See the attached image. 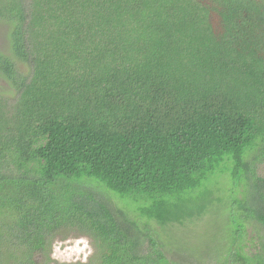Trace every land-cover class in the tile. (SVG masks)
<instances>
[{
    "label": "trees",
    "instance_id": "trees-1",
    "mask_svg": "<svg viewBox=\"0 0 264 264\" xmlns=\"http://www.w3.org/2000/svg\"><path fill=\"white\" fill-rule=\"evenodd\" d=\"M0 25V264H264V0H0ZM219 209L203 252L152 228ZM69 233L85 262L51 259Z\"/></svg>",
    "mask_w": 264,
    "mask_h": 264
},
{
    "label": "rangeland",
    "instance_id": "rangeland-1",
    "mask_svg": "<svg viewBox=\"0 0 264 264\" xmlns=\"http://www.w3.org/2000/svg\"><path fill=\"white\" fill-rule=\"evenodd\" d=\"M7 46L6 27L0 25V52H5ZM0 90H7L6 83L1 79ZM257 172L264 177V164L258 165ZM214 181L215 195L218 197L228 195L231 185L227 177L222 175L215 178ZM131 200L132 198H126L122 201V204L124 203L123 206H126L131 215H137V204ZM223 218V213L219 209L213 210L201 220L186 223L184 227L168 229L164 232L158 225L152 223V228L162 238L171 234L172 232L170 231L177 233V235L169 236L168 240L175 243L180 251L203 252L212 248L213 243L216 241L215 239L219 237L222 221L224 222ZM246 231L248 235L243 245H245V251H252V245L255 244V241L250 242V237L254 236L255 231L252 226H248ZM61 237L59 235L53 241L50 255L53 261L64 263L85 262L92 253V247L87 237L79 236L76 233L67 234L65 239H61Z\"/></svg>",
    "mask_w": 264,
    "mask_h": 264
}]
</instances>
